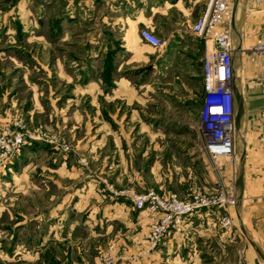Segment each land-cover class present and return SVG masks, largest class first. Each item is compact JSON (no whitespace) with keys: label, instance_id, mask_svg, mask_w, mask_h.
I'll return each instance as SVG.
<instances>
[{"label":"rangeland","instance_id":"374dc122","mask_svg":"<svg viewBox=\"0 0 264 264\" xmlns=\"http://www.w3.org/2000/svg\"><path fill=\"white\" fill-rule=\"evenodd\" d=\"M106 8V0H0V264H101V252L115 264L113 249L130 226L102 217L112 203L132 204L121 190L203 195L230 188L237 165L246 176L233 223L259 236L258 122L245 136L235 131L233 160L214 162L199 42L169 26L107 32ZM142 27L165 44H144ZM246 36L233 96L238 78L260 104L261 58L249 66L245 57L260 54L247 48L254 34Z\"/></svg>","mask_w":264,"mask_h":264},{"label":"crops","instance_id":"0c3cea01","mask_svg":"<svg viewBox=\"0 0 264 264\" xmlns=\"http://www.w3.org/2000/svg\"><path fill=\"white\" fill-rule=\"evenodd\" d=\"M207 1L106 0L105 30L108 32L117 29L126 33L146 25L158 33L165 31L166 28L164 27L167 26H169V32L188 31L191 33L189 26L197 16L204 12ZM66 4L68 6L70 3ZM233 4L234 20L231 39L235 48L233 62L235 75V60L242 52L241 49L245 48V44L251 41L246 33L260 35L264 32V3L256 0H233ZM69 16H73L71 11ZM123 35L122 37L125 38ZM192 38L199 42L203 50L201 39L193 34ZM259 58L261 57L252 56L245 57V60L252 68L258 64ZM237 80L234 98V133L235 131H239L243 135L244 132L248 133V125L249 123L252 124L251 121L253 120L258 122V135L261 127L260 109L264 102V93L262 101L257 104V101L250 100L243 88L241 79L237 78ZM236 109L237 113L235 114ZM245 176L246 172L243 171V167L237 165L232 184L237 198L236 189L242 187ZM237 201L232 208L234 216L239 214ZM109 206L116 208L115 211L118 215H114L115 211L110 210V213L113 214H105L106 216L102 217L104 220L116 218L130 226L123 237L117 239L119 241L113 249L115 264H264V200L256 205L257 210L255 211L258 213L255 224H258L259 236L252 237L242 232L240 224L235 222L229 230L215 227L216 220L214 219L217 218L218 211L201 208L184 218L182 231L169 230L154 248L147 251H145L146 236L149 224L156 215L146 208L135 209L132 204L115 203L114 205L112 203ZM131 209L137 211L134 218L129 216ZM50 230L51 227L46 240L51 239L52 231ZM95 232L93 236L98 233ZM107 232L108 230L104 233ZM135 253L137 256H132Z\"/></svg>","mask_w":264,"mask_h":264},{"label":"built area","instance_id":"2783aa9c","mask_svg":"<svg viewBox=\"0 0 264 264\" xmlns=\"http://www.w3.org/2000/svg\"><path fill=\"white\" fill-rule=\"evenodd\" d=\"M256 1L264 3V0ZM233 20V0H208L204 12L189 26L190 32L200 38L203 45L201 76L204 105L210 116L203 133L208 137L209 158L217 164L234 159ZM139 34L140 39L149 46L162 47L165 44L164 39L147 27L140 28ZM248 35L252 36L251 33ZM247 48L261 56L259 79L264 86V32L254 35ZM260 124L257 136L264 149V102L260 109ZM2 143L6 147L10 145L7 139ZM120 193L130 196L135 209L146 208L156 215L149 224L145 250L154 248L169 230L181 231L184 218L201 208L216 209L220 227L230 228L233 225L232 208L237 195L232 186L187 197H180L172 191L159 193L152 188L139 192L121 190ZM101 255V264H112L109 253L101 252Z\"/></svg>","mask_w":264,"mask_h":264}]
</instances>
